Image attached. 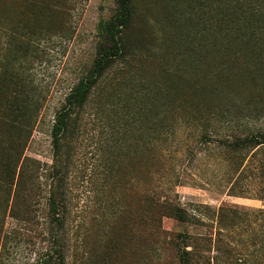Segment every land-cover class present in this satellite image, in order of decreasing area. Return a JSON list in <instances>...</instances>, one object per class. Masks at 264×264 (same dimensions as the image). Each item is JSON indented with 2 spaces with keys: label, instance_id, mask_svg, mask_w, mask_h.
I'll return each mask as SVG.
<instances>
[{
  "label": "trees",
  "instance_id": "1",
  "mask_svg": "<svg viewBox=\"0 0 264 264\" xmlns=\"http://www.w3.org/2000/svg\"><path fill=\"white\" fill-rule=\"evenodd\" d=\"M11 1L0 0V264H5L12 236V231L4 229L6 217L26 227L33 224V193L40 188L37 163L24 155L40 99L29 91L22 69L15 64L34 49L41 33L56 34L66 28L62 15L67 8L61 0H15L20 13L11 19ZM114 1L113 13L98 23L99 41L90 67L70 88L54 117L52 163L45 174L49 246L35 264H135V254L138 264H162L167 251L174 257L170 264H248L237 252L230 254L233 248L220 238L222 229L232 234L234 226L247 219L251 235L240 240L241 245L251 264H264V214L235 204L221 203L216 210L203 204L199 207L209 216L211 224L206 226L215 229L213 233L171 234L163 227L164 218L180 224L204 223L191 210L161 196L149 182H144L137 199L122 197L117 200L121 204L116 202L112 209L108 205L99 219L102 231L96 244L91 215L77 225L73 237H67L70 142L81 115L90 101L104 110L108 95L128 80L135 59L143 53L142 37L135 31L141 21L136 0ZM206 9L202 54L190 61V79L194 83L200 77L214 95L204 96L205 110L199 112L201 107L191 95L205 87L190 86L187 96L179 95V106L194 103L190 122L202 126L201 142L211 138L216 142L218 157L228 165L227 194L245 197L252 186L254 198L264 201V127L251 125L264 122V0H208ZM177 79L179 88L185 77ZM223 79L229 81L225 94L224 86L222 90L218 86ZM171 236L176 239L174 245ZM213 249L221 254L211 256Z\"/></svg>",
  "mask_w": 264,
  "mask_h": 264
},
{
  "label": "rangeland",
  "instance_id": "2",
  "mask_svg": "<svg viewBox=\"0 0 264 264\" xmlns=\"http://www.w3.org/2000/svg\"><path fill=\"white\" fill-rule=\"evenodd\" d=\"M207 1L136 0L141 21L135 31L142 37V57L135 59L136 66L128 80L108 95L104 110L94 101L88 102L70 142L67 237H73L77 225L91 215L95 218L96 244L102 231L99 219L108 211V205L112 209L116 202L121 204L117 200L122 197L137 199L144 182H149L161 196L191 210L204 223L180 224L164 218L163 227L171 234L213 233L215 229L206 226L211 224L209 216L199 207L203 204L211 210L221 203L235 204L240 209L264 214V201L254 198L252 186L245 197L227 194L228 165L218 157L213 138L202 143V126L190 122L191 112L196 110L194 103L201 107L197 109L199 112H204V96L214 95L207 92V83L200 77L194 83L190 79V61L194 55L202 54L200 49L204 45ZM61 2L64 8L67 6L62 15L66 28L56 34L41 33L34 40V49L22 54L21 62L15 64L22 69L29 91L40 99L38 116L24 151L25 156L37 163L40 188L33 193V224L26 227L11 216L5 219L4 229L12 231L4 254L5 264H35L49 246L44 208L48 188L45 174L53 154L51 127L65 95L92 63L99 41V21L108 18L116 7L114 0ZM20 8L17 1H11V19L18 17ZM179 76L185 77V81L178 88ZM228 82L220 81L219 89L224 86L222 94L229 91ZM202 85L204 90L191 95L194 103L188 102L187 108H181L179 95L185 92L187 96L190 86ZM258 124L264 127V122L251 125ZM250 226L247 219L235 225L232 234L222 229L220 235L233 248L230 254L237 252V257L247 258L248 264L251 259L246 257L240 240L250 237ZM169 238L174 245L175 237ZM210 253L221 254L214 249ZM161 260L162 264H170L174 257L167 251Z\"/></svg>",
  "mask_w": 264,
  "mask_h": 264
}]
</instances>
